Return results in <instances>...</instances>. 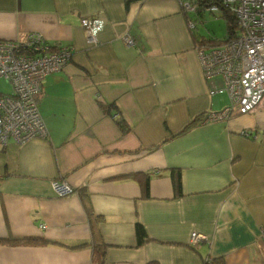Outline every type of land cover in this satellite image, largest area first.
<instances>
[{
  "label": "crops",
  "instance_id": "0c3cea01",
  "mask_svg": "<svg viewBox=\"0 0 264 264\" xmlns=\"http://www.w3.org/2000/svg\"><path fill=\"white\" fill-rule=\"evenodd\" d=\"M185 1L0 0V40L71 51L37 96L47 136L0 146V264H264V105L203 122L229 98ZM86 18L103 22L96 45Z\"/></svg>",
  "mask_w": 264,
  "mask_h": 264
},
{
  "label": "built area",
  "instance_id": "2783aa9c",
  "mask_svg": "<svg viewBox=\"0 0 264 264\" xmlns=\"http://www.w3.org/2000/svg\"><path fill=\"white\" fill-rule=\"evenodd\" d=\"M186 15L198 12L200 3L182 2ZM211 14L224 11L234 15L237 33L234 38L214 47H200L198 57L206 79L221 77L229 105L220 112L208 113L204 123L227 121L234 115H246L264 105V0H218L217 4L201 7ZM87 42L97 44L96 35L102 30L103 22L97 18L82 21ZM188 29L195 24L187 21ZM124 42L132 46L129 36ZM44 38L37 33L26 35L20 42L0 40V78L12 86L9 95H0V146L12 141L22 145L32 139L47 136L46 127L37 106L43 79L62 71L70 62L69 48L50 50ZM212 94V93H211ZM247 136V132H242ZM52 190L56 197L72 195V188L65 182L55 181ZM44 228V227H42ZM204 237L192 233V244Z\"/></svg>",
  "mask_w": 264,
  "mask_h": 264
},
{
  "label": "trees",
  "instance_id": "16d2710c",
  "mask_svg": "<svg viewBox=\"0 0 264 264\" xmlns=\"http://www.w3.org/2000/svg\"><path fill=\"white\" fill-rule=\"evenodd\" d=\"M198 1L200 3V6L203 7V6L217 4L218 0H197V2ZM201 7H200V10H198V13H197V16H196L199 19H200V17L202 18L201 12H203V10H201ZM222 18L225 20V27H226L225 38L223 40H221V41H219V40H206L204 38L201 39L200 41L196 40V43H197L198 47L203 46V45L208 46L210 44H222V43H224L226 41H229V40L234 38L235 34L237 33V22H236V19H235L234 15L229 14L227 11H224L222 13ZM188 19H189V17L187 16V21H188ZM192 31L193 30H190V32H192ZM44 43H45V45L47 47H49L50 50H56L55 48H52L46 41ZM119 127H120L121 131H123V132L128 130L126 124H123L121 122H119ZM171 177H172V180H173L174 190H175L176 194H181L182 190H181L180 174L179 173H171ZM133 178H139L140 179V177L139 176L137 177V175L133 176ZM143 184H144L143 185L144 186V188H143L144 195H147L148 179L146 177L144 178V183ZM90 215L91 214H89V216ZM136 231H137L138 241L140 243L143 242L144 241V237H145V233H144L143 227L138 224L137 228H136ZM101 247L103 248V246H99L100 249H98V251H100V252H102ZM211 264H224V263L222 262V260H215Z\"/></svg>",
  "mask_w": 264,
  "mask_h": 264
},
{
  "label": "rangeland",
  "instance_id": "374dc122",
  "mask_svg": "<svg viewBox=\"0 0 264 264\" xmlns=\"http://www.w3.org/2000/svg\"><path fill=\"white\" fill-rule=\"evenodd\" d=\"M191 20L195 24L193 31L196 36L203 37L206 40L219 41L225 38V20L219 13L211 14L205 11L203 18L199 19L194 15ZM12 89V86L6 80L0 78V95H9Z\"/></svg>",
  "mask_w": 264,
  "mask_h": 264
}]
</instances>
